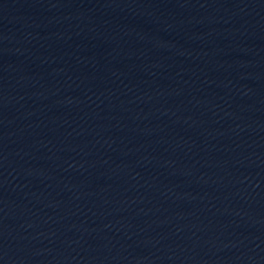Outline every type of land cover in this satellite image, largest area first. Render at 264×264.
<instances>
[{"label":"water","instance_id":"obj_1","mask_svg":"<svg viewBox=\"0 0 264 264\" xmlns=\"http://www.w3.org/2000/svg\"><path fill=\"white\" fill-rule=\"evenodd\" d=\"M0 264H264V0H0Z\"/></svg>","mask_w":264,"mask_h":264}]
</instances>
